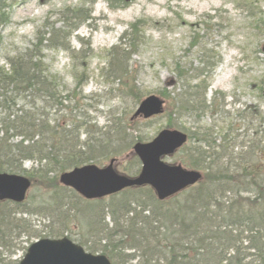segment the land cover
<instances>
[{
    "label": "rangeland",
    "instance_id": "374dc122",
    "mask_svg": "<svg viewBox=\"0 0 264 264\" xmlns=\"http://www.w3.org/2000/svg\"><path fill=\"white\" fill-rule=\"evenodd\" d=\"M86 1L90 0L6 2L8 20L0 26V64H5L7 56L31 46L38 31L47 32L44 24L62 26L66 8L83 5L89 9L88 17L68 39L75 55L80 57L78 52L83 50L85 59L72 58L74 53L66 50H43L48 69L60 77L62 95L70 96L62 105L47 109L49 117L82 125L81 142L117 148L119 154L114 167L125 175H135L132 172L140 168V163L137 167L134 161L137 157L132 151L134 138L139 136L142 137L139 141H148L162 128L186 130V133L195 131L196 134L208 130L215 144L227 145L233 157L246 151L253 142L264 145V52L261 51L264 0H254L258 12L253 13V17L248 15L246 5H238L244 0H124L120 7L113 8L107 0H94L92 5ZM257 18L261 22L255 25L253 20ZM134 21L145 23L141 26L143 36L138 47L128 48V73L117 77L108 66L106 50L120 42V36L129 31ZM206 61L210 62L208 66ZM179 69L191 79L190 86L200 82L206 86L201 92L203 110L175 111L176 95L182 89ZM78 71L84 79L81 87L76 83ZM195 74L199 75L193 78ZM128 84L131 86L126 87ZM129 87L134 89L133 93L128 92ZM135 93L140 99H136ZM151 94L164 100L163 112L150 118L133 117L140 101ZM168 122L172 126L168 127ZM121 125L127 126L121 133L122 139L116 135ZM184 145L192 146L189 141ZM164 159L194 169L187 163L185 150L178 149ZM109 160L102 157L93 163L102 167ZM32 166L36 163H22L25 169ZM51 191L52 188L30 183L24 208L31 212L17 213L16 218L25 219L30 229L40 235L9 239L7 246L0 247V264H18L26 247L39 238L50 237V233L60 231L73 242L88 240L89 245L100 241L104 234L90 230L89 215L101 206L104 209L101 225H112L105 210L116 199L111 195L87 200L76 192L81 199L64 198L72 206L67 220L63 216L33 211L36 205L48 200ZM67 194L70 193L65 191L64 195ZM128 264H137V260Z\"/></svg>",
    "mask_w": 264,
    "mask_h": 264
},
{
    "label": "trees",
    "instance_id": "16d2710c",
    "mask_svg": "<svg viewBox=\"0 0 264 264\" xmlns=\"http://www.w3.org/2000/svg\"><path fill=\"white\" fill-rule=\"evenodd\" d=\"M7 1L0 0V26L8 20ZM107 1L111 8L120 7V2H124ZM86 2L92 5L94 0ZM238 5H246L249 16L258 12L254 0L239 1ZM88 12L83 5L66 8L62 26L44 24L47 32L38 31L31 46L7 56L5 64H0V172L22 174L32 184L52 188L48 200L32 210L63 216L64 220L68 219L72 206L63 199L81 198L59 182L58 174L102 157L116 158L119 154L109 144L93 146L87 141L81 142L82 125L73 120L52 119L47 111L62 105L70 96L62 95L60 77L48 69L43 50L74 53L68 44L69 36L85 21ZM258 18L253 20L255 25L261 22ZM144 25L134 21L129 31L122 33L120 42L106 50L108 66L117 77L128 73V48L138 47ZM82 51L78 52L80 57L75 53L71 57L85 59ZM78 74L76 83L81 87L84 79ZM178 75L182 89L176 95L175 111L203 110L201 92L206 86L203 82L190 86L191 79L181 69ZM133 91L129 87L128 92ZM170 126L172 123L168 122ZM126 128L119 126L118 138L122 139L121 133ZM201 132L188 131L192 146L179 149L185 150L190 166L202 170L203 177L197 184L164 200H159L153 189L145 186L113 194L111 198L116 199L105 209L111 217L110 227L101 225L102 206L89 215L90 230L102 232L104 238L93 241L92 245L88 240L76 243L91 253L105 255L112 264H128L135 259L137 264H264V145L253 142L246 151L233 157L227 145L215 144L208 130ZM223 138L226 141L224 135ZM134 139L137 142L142 137ZM25 161H32L36 166L25 169L22 167ZM134 161L138 167L139 159L135 157ZM138 171L139 168L132 174ZM65 191L70 194L64 195ZM26 205V200L0 201V247L7 246L15 236L39 237L25 219L16 218L17 213L31 212L24 208ZM49 236L62 235L59 231ZM102 240L105 242L101 243Z\"/></svg>",
    "mask_w": 264,
    "mask_h": 264
},
{
    "label": "water",
    "instance_id": "95a60500",
    "mask_svg": "<svg viewBox=\"0 0 264 264\" xmlns=\"http://www.w3.org/2000/svg\"><path fill=\"white\" fill-rule=\"evenodd\" d=\"M264 52V43L261 46ZM264 94V82H263ZM164 100L151 94L138 104L133 117L150 118L163 112ZM182 130L162 128L148 141H137L133 153L140 160L139 172L134 176L118 173L114 167L115 158L100 167L87 163L59 174V182L77 192L85 199H96L117 193L127 187L150 186L159 200L172 197L180 191L195 185L202 178V172L186 168L180 163H168L170 156L187 141ZM31 181L22 174L0 172V201L20 203L25 200ZM18 264H112L103 254L86 251L69 237H44L35 240L28 247Z\"/></svg>",
    "mask_w": 264,
    "mask_h": 264
},
{
    "label": "bare ground",
    "instance_id": "6f19581e",
    "mask_svg": "<svg viewBox=\"0 0 264 264\" xmlns=\"http://www.w3.org/2000/svg\"><path fill=\"white\" fill-rule=\"evenodd\" d=\"M217 82H218V80H216V81L214 82V84H217Z\"/></svg>",
    "mask_w": 264,
    "mask_h": 264
}]
</instances>
